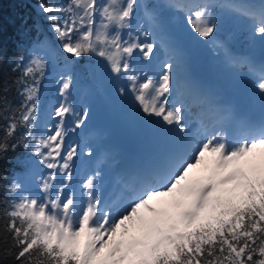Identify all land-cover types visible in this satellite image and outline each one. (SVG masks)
<instances>
[{"label":"snow or ice","instance_id":"1","mask_svg":"<svg viewBox=\"0 0 264 264\" xmlns=\"http://www.w3.org/2000/svg\"><path fill=\"white\" fill-rule=\"evenodd\" d=\"M39 7L59 51L77 62L102 58L115 77L130 82L144 114L162 118L184 137L192 131L186 105L178 100L169 106L179 88L183 56L167 38L162 10L186 12L187 24L205 41L215 40L219 31L220 13L214 10L251 17L258 22L253 34L264 40V2L254 8L219 0H66ZM141 12L151 30L140 23ZM165 48L168 59L158 74H134L135 53L152 63ZM13 68L18 78L0 87V158L22 146L47 171L38 182L40 196L27 193L16 179L0 186V264L8 256L14 264H264V121L239 122L232 140L223 127L213 128L190 151L147 174L119 210L101 207L96 195L101 173L96 171L83 181L86 204L80 207L74 195L65 194L79 155L78 145L66 146V137L89 120L88 110L78 112L69 102L73 76H61L64 102L54 110V130L42 137L34 128L47 61L19 58ZM12 87L23 98L18 106L10 98ZM257 87L264 96V65ZM128 91L118 89L121 96ZM229 118L219 115L221 122Z\"/></svg>","mask_w":264,"mask_h":264},{"label":"rangeland","instance_id":"2","mask_svg":"<svg viewBox=\"0 0 264 264\" xmlns=\"http://www.w3.org/2000/svg\"><path fill=\"white\" fill-rule=\"evenodd\" d=\"M141 2L186 4L192 0ZM244 4L250 5L247 2ZM252 6L255 8L258 4ZM36 9L42 12L39 6ZM162 11L167 38L183 56L179 88L174 91L169 106L175 105L178 100L186 105L187 122L192 130L189 136L179 134L160 117L144 114L130 91V82L126 78L115 77L102 58L91 56L95 72L88 77L95 80L92 84L82 83L86 78L80 76L82 74H74L70 65L61 68L56 62L51 67V74L41 80L37 126L34 130L38 136H46L49 129L55 128L54 110L64 102L59 94L61 76L66 78L72 75L74 79L69 102L74 104L78 112H89L87 127L69 133L66 137V146L78 145L79 155L73 162V180L65 194L74 195L80 207L86 204L83 181L96 171L101 173L96 193L101 200V207L119 210L127 205L131 192L141 186L147 174L158 170L173 156L190 151L213 128L223 127L232 140L237 134L239 122L259 124L264 121V96L257 87L261 66L264 65V40L253 34V28L258 22L251 17H239L230 11L214 10L220 13L217 26L221 31L214 34L215 40L205 41L187 24L186 12L179 8ZM139 16L145 29L151 30V21L143 12ZM220 34L225 36L220 38ZM132 35L137 33L133 30ZM141 39L144 37L141 36ZM196 46L201 56L209 58L207 78H198L203 76L198 65L193 67L194 73L189 70L188 55ZM247 46L251 50L244 49ZM156 57V60L149 63L143 60L141 54L135 53L131 61L134 74L139 75L141 71L153 76L158 74L160 66L168 59V50L160 49ZM76 71L79 73L78 69ZM77 77L81 82L75 79ZM120 87H126L129 91L121 96L118 92ZM220 114H227L230 118L221 122ZM215 121L218 122L213 125ZM198 125H202V134L195 139L196 131L193 130ZM88 149L94 152L92 157L85 154ZM158 150L169 153L167 160L156 157ZM46 171L37 162L32 165L29 173L19 176L17 181L27 193L40 196L38 182ZM114 173L119 174L117 179L113 178Z\"/></svg>","mask_w":264,"mask_h":264},{"label":"trees","instance_id":"3","mask_svg":"<svg viewBox=\"0 0 264 264\" xmlns=\"http://www.w3.org/2000/svg\"><path fill=\"white\" fill-rule=\"evenodd\" d=\"M245 0H219L221 3H241ZM252 3H261L264 0H248ZM42 2H55L63 4L66 0H0V87L12 86L19 72L14 70L13 64L19 58L29 62L32 58H42L47 61V68L53 64L63 63V55L59 51V41L52 32L50 22L45 14L37 11ZM72 60V58H71ZM92 58L82 57L77 62L86 71ZM86 68V69H85ZM46 72V71H45ZM45 75V74H44ZM10 98L18 106L22 101L12 87ZM3 122L0 121V135H2ZM18 144L22 141L18 140ZM36 158L22 146L15 151H9L5 157L0 158V186L16 179L20 173L28 171V165ZM4 264H14L11 256L6 257Z\"/></svg>","mask_w":264,"mask_h":264},{"label":"bare ground","instance_id":"4","mask_svg":"<svg viewBox=\"0 0 264 264\" xmlns=\"http://www.w3.org/2000/svg\"><path fill=\"white\" fill-rule=\"evenodd\" d=\"M217 122L218 121H215L213 125H216ZM201 128H202V125H198L197 127H195V130H193V132L196 131L195 139L200 137V135L202 134ZM155 155L160 160H167V156H169V153L166 150H158L155 153Z\"/></svg>","mask_w":264,"mask_h":264},{"label":"water","instance_id":"5","mask_svg":"<svg viewBox=\"0 0 264 264\" xmlns=\"http://www.w3.org/2000/svg\"><path fill=\"white\" fill-rule=\"evenodd\" d=\"M196 53H197V52H196ZM194 57H197V55H194ZM200 60L204 61L205 63L207 62L206 59H200ZM204 71L207 72V68H206V66H205V68H204Z\"/></svg>","mask_w":264,"mask_h":264}]
</instances>
